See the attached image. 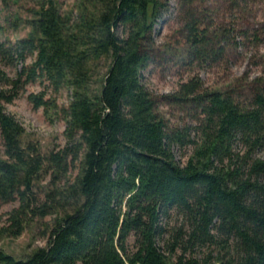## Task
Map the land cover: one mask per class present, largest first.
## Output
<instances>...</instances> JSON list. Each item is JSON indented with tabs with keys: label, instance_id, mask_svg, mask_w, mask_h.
<instances>
[{
	"label": "trees",
	"instance_id": "1",
	"mask_svg": "<svg viewBox=\"0 0 264 264\" xmlns=\"http://www.w3.org/2000/svg\"><path fill=\"white\" fill-rule=\"evenodd\" d=\"M29 1L30 33L0 39V60L23 63L17 78L0 72V199L20 202L10 213L15 236L30 217L58 215L46 247L25 259L0 250V264H264V78L249 81L242 99L192 77L170 98L198 105L197 123L172 129L142 80L169 0H77L71 11L59 0ZM204 1L178 0V53L192 63L219 61L232 33L204 15ZM229 1L241 13L264 2ZM255 20L241 36L264 42V19ZM38 80L72 92L60 108L45 91L29 96L66 121L67 145L49 154L23 144L24 128L4 106ZM174 144L193 145L186 163ZM75 164L74 180L59 186ZM48 170L58 181L41 200L35 182Z\"/></svg>",
	"mask_w": 264,
	"mask_h": 264
},
{
	"label": "rangeland",
	"instance_id": "2",
	"mask_svg": "<svg viewBox=\"0 0 264 264\" xmlns=\"http://www.w3.org/2000/svg\"><path fill=\"white\" fill-rule=\"evenodd\" d=\"M64 10L71 11L77 0H59ZM169 8L159 21L154 31L158 46L157 54L152 64L143 71V83L148 90L159 100V113L172 129L194 128L196 116L200 107L193 102L181 104L172 98L183 82L197 76L204 89H219L231 87L241 98L249 97V81L257 77L264 78V42L255 41L252 36H241V30H249L250 24L255 22L257 15L264 19V2L257 1L248 12L231 10L229 0H208L204 15L214 16L216 25H226L231 30L230 43L223 48L219 61L190 62L178 53L183 43L184 21L178 0H169ZM32 1L29 0H0V23L4 26L0 39L7 42H16L30 33V27L23 21L30 18ZM20 17L15 22V18ZM14 21V22H13ZM15 23V24H13ZM252 26V25H251ZM253 34L252 32L250 33ZM240 42V43H239ZM238 43V44H236ZM172 48L171 50H168ZM182 50V49H181ZM32 61V57L27 63ZM23 66L22 62L5 64L0 60V72L7 77L17 78V73ZM1 87V85H0ZM6 89L9 86H5ZM46 92V97L57 102L59 108L67 106L71 99V90L63 88L58 92L44 81L38 80L26 84L10 103H4L5 111L13 115L23 126V144L34 143L40 147L43 154L59 150L67 145L66 121L59 112V108L46 109L36 107L30 100L31 94ZM190 128V129H191ZM189 136L194 137L193 129ZM4 147L0 136V154ZM173 152L179 163L184 164L193 152V145H173ZM264 157V152L258 153ZM76 165V164H75ZM72 165L66 178L59 181L63 187L68 181L72 182L79 171L78 164ZM58 181L53 170L43 172L35 182V192L45 199V191L49 190L53 181ZM68 180V181H66ZM20 202L13 200L6 202L0 199V250L12 254L17 258H27L40 247H46L52 226L55 224L57 213L45 217H36L28 221L21 234L11 232L10 213L18 208ZM130 249H134V237L129 239Z\"/></svg>",
	"mask_w": 264,
	"mask_h": 264
}]
</instances>
